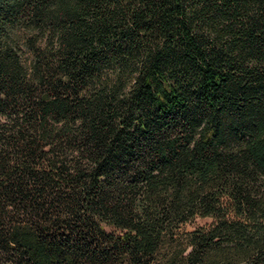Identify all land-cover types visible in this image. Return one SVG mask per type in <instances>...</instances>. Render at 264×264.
Returning <instances> with one entry per match:
<instances>
[{
  "label": "trees",
  "instance_id": "16d2710c",
  "mask_svg": "<svg viewBox=\"0 0 264 264\" xmlns=\"http://www.w3.org/2000/svg\"><path fill=\"white\" fill-rule=\"evenodd\" d=\"M0 264H264V0H0Z\"/></svg>",
  "mask_w": 264,
  "mask_h": 264
},
{
  "label": "rangeland",
  "instance_id": "374dc122",
  "mask_svg": "<svg viewBox=\"0 0 264 264\" xmlns=\"http://www.w3.org/2000/svg\"><path fill=\"white\" fill-rule=\"evenodd\" d=\"M211 222V219L210 218H198L195 222H194V224H190V225H186L185 227H186V229L187 230H190L191 228H193L194 226H196V225H205V224H207V223H210Z\"/></svg>",
  "mask_w": 264,
  "mask_h": 264
}]
</instances>
